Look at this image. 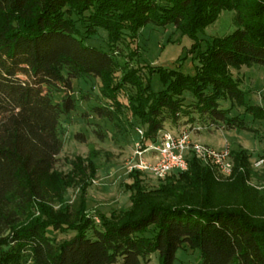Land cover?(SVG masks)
Segmentation results:
<instances>
[{"label":"trees","instance_id":"1","mask_svg":"<svg viewBox=\"0 0 264 264\" xmlns=\"http://www.w3.org/2000/svg\"><path fill=\"white\" fill-rule=\"evenodd\" d=\"M227 9L234 10L235 28L203 50L190 48L196 51L194 74L154 65L143 81L123 72L122 81L134 90L127 106L147 140L159 129L194 127L197 119L254 131L230 114L226 99L264 126V105L248 103L229 70L264 65V0H0V264H146L154 251L160 264H175L176 250L184 247L198 249L199 264H264V185L250 183L256 173L243 149H230L233 178L226 181L193 154L187 170L162 179L131 171L130 204L99 222L83 215L78 197L68 217L50 223L75 231L59 243L41 222L30 221L54 201L46 183L62 149L61 117L76 108L72 80L94 77L108 84L123 71L116 56L129 55L118 43L148 22H172L194 38ZM96 28L106 30L107 48L87 43ZM155 73L162 89H152ZM106 94L109 104L96 102L90 110L113 123L122 103ZM146 177L157 183L148 186Z\"/></svg>","mask_w":264,"mask_h":264},{"label":"rangeland","instance_id":"2","mask_svg":"<svg viewBox=\"0 0 264 264\" xmlns=\"http://www.w3.org/2000/svg\"><path fill=\"white\" fill-rule=\"evenodd\" d=\"M234 10H221L215 19L203 29L196 32L195 37L181 32L171 23L156 25L151 22L144 24L135 34H126L118 43L124 54L116 56L123 71H117L109 83L101 85L94 77H81L72 80L73 95L76 99V108L61 117L59 136L62 140V149L58 154L54 166V175L46 183L54 201L46 204L45 211L35 210L30 221L42 223L44 231L55 242L59 243L73 236L75 231L55 228L50 223L54 220L69 216V205L78 197H83V215L90 216L99 222L100 217H109L130 204V191L127 184L131 179L126 172V161L130 158L133 143L136 138V128L142 127L127 106L128 93L134 90L122 81L125 71H133L129 76L133 80L146 77L148 70L155 66L164 68H179L184 73L194 74L196 51L191 47L197 44V50L205 49L215 36L231 32L235 28L233 22ZM77 25L86 35L85 24L78 21ZM107 32L103 28L87 35L88 44L107 48ZM141 47V48H140ZM196 46H193L195 48ZM153 67H152V66ZM234 78H237L245 91V99L254 105H264V65L252 63L240 67H229ZM147 72V73H146ZM159 74L151 76L153 90L163 88ZM115 96L121 103V110L112 123L92 114L90 107L96 102L109 104L107 94ZM189 101L192 96L188 91L183 92ZM223 106L231 107V115L242 117L254 131L231 128L222 125H209L203 119H197L193 137L200 143L216 149H243L250 155L251 167L256 173L250 183L256 186L264 185V126L263 121L254 119L243 106L232 104L228 99L222 101ZM165 124L166 128H173ZM100 131L103 137H99ZM80 133L84 139L77 138ZM263 159L259 165L256 161ZM93 171V172H92ZM221 181L231 180L233 175L225 176L215 173ZM85 177V181L81 180ZM148 186L157 183L156 179L146 177ZM49 211L51 214H49ZM29 221V222H30ZM175 264H199L198 249L188 247L178 248L175 253ZM112 264H122L117 261ZM143 264H145L143 262ZM146 264H160L158 251L150 254Z\"/></svg>","mask_w":264,"mask_h":264},{"label":"built area","instance_id":"3","mask_svg":"<svg viewBox=\"0 0 264 264\" xmlns=\"http://www.w3.org/2000/svg\"><path fill=\"white\" fill-rule=\"evenodd\" d=\"M195 127L186 125L178 130L159 129L156 135L146 139L143 128H136L132 153L126 161V172L140 171L162 179L175 170L188 169V156L193 154L202 163L212 166L216 172L229 176L233 172L230 149H216L200 143L192 135ZM263 159L256 161L259 165Z\"/></svg>","mask_w":264,"mask_h":264}]
</instances>
